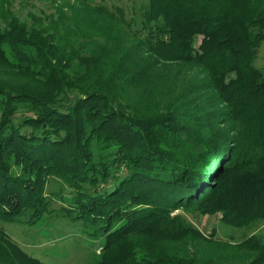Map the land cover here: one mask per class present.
Returning <instances> with one entry per match:
<instances>
[{"label":"trees","instance_id":"1","mask_svg":"<svg viewBox=\"0 0 264 264\" xmlns=\"http://www.w3.org/2000/svg\"><path fill=\"white\" fill-rule=\"evenodd\" d=\"M45 1L0 0V222L81 223L95 264H264L261 237L182 214L264 223V0H149L133 31L120 8ZM0 264L46 263L0 227Z\"/></svg>","mask_w":264,"mask_h":264},{"label":"rangeland","instance_id":"2","mask_svg":"<svg viewBox=\"0 0 264 264\" xmlns=\"http://www.w3.org/2000/svg\"><path fill=\"white\" fill-rule=\"evenodd\" d=\"M13 11L22 18L27 12L49 14L53 8L45 0H11ZM73 2V0H71ZM91 4L103 6L112 11L115 8L123 10L124 18L130 24L131 30L139 29L140 14L144 11L149 0H91ZM121 40L130 41V31L122 30ZM254 66L264 70V42L261 43ZM62 187L57 183L48 186V191ZM53 207L56 205L52 204ZM188 222L200 229L206 236L214 234V238L239 242L250 234H256L264 240V223L255 228H235L224 224L218 217L192 215L182 212ZM7 235L21 247L27 254L46 264H95L100 244L104 239L93 240L87 235L88 229L81 223H74L59 217L45 216L39 223L28 225L26 223L0 222Z\"/></svg>","mask_w":264,"mask_h":264}]
</instances>
